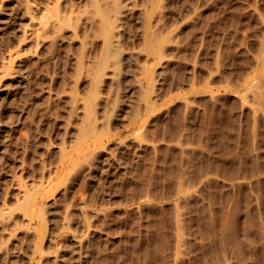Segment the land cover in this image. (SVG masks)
<instances>
[{
    "label": "rangeland",
    "instance_id": "1",
    "mask_svg": "<svg viewBox=\"0 0 264 264\" xmlns=\"http://www.w3.org/2000/svg\"><path fill=\"white\" fill-rule=\"evenodd\" d=\"M158 19L161 33L174 35L165 65L155 66L151 104L134 123L138 129L129 130L127 121L139 102L134 86L140 66L145 58L153 63L138 50L134 20L135 48L110 132L98 142L102 151L95 176L88 177L87 165L77 157L85 145L74 148L80 118L69 99L73 71L66 39L58 42L47 71L38 59V68L28 71L30 97L25 95L8 162L9 174L27 188L43 184L39 198L49 205L43 223L34 228L42 250L33 264H52L54 250L63 247L61 237L68 239L69 264H264V65L259 62L264 0H161ZM107 82L102 96L110 88ZM61 146L72 157L55 171V150ZM4 180L2 173L0 205L5 202L8 210L0 215V231L5 229L0 264L11 258L30 264L26 256L11 253L24 245L25 230L7 237L14 221L22 223V212L15 207V191L5 198L11 181ZM76 202L83 209L62 231L65 209Z\"/></svg>",
    "mask_w": 264,
    "mask_h": 264
},
{
    "label": "bare ground",
    "instance_id": "2",
    "mask_svg": "<svg viewBox=\"0 0 264 264\" xmlns=\"http://www.w3.org/2000/svg\"><path fill=\"white\" fill-rule=\"evenodd\" d=\"M160 7L161 0H0V175L3 173L4 179L11 181L10 189L6 184L3 185V189L8 187V191H5V198L13 196V191H15L16 195L14 196H17L15 207L22 212V223L14 221L16 226L14 225L13 228L15 230H13V233L6 234L9 239H13L11 237L15 235L17 230H22V227L25 230V238L23 237L25 243L20 248H18V244V249L15 250L16 247H14V250H11V253H14L13 257L26 256L27 259L29 258V263L33 264L34 259L42 250L34 228L39 229L38 222L43 223L44 215L49 212L48 203L45 202L44 198H39L43 184L27 188L16 174L11 175L12 172L9 174L11 164L9 163L11 160H8L11 151L9 145H11L12 135L20 123L23 105L28 100L27 98L25 100V95L27 94L30 97L28 93L25 94L28 71L35 67L37 59L41 63L40 65L39 62L37 64L39 66L43 65L41 69L46 68L47 71L49 69L48 59L52 60L51 55L54 53L58 42L63 38L66 39L68 44L67 53L71 56L70 62L72 61L71 69L73 71L72 80H70L71 93L69 99L72 113L75 112L76 117L80 118L76 134L77 145L74 148H78L82 144L85 145L86 148H83L77 157L78 160L81 158L80 162L82 161L87 165L88 177L93 176L96 170L98 171V162L102 151V146L98 145V142L101 135L110 132L109 125L119 101L118 94L124 81L123 76L127 66H129L128 60L131 52L135 48L131 46L132 35L130 30V23L134 20L137 21L135 24L138 23V40L140 42L138 50L146 57L152 58L153 63L150 64V61L145 58L144 63L140 66L141 77L136 80L134 86V89L139 91V93L137 92L139 102L135 113L127 121L128 123L126 122L130 124L129 130L138 129V125H134V123L140 120L141 112L146 111L151 104L150 95L157 76L155 75V66L160 65L163 67L165 65L166 51L169 49L174 35L171 31L161 33L159 30L158 13ZM62 42L66 44L64 41ZM64 49L66 50V48ZM259 62L264 65V51ZM51 68L53 69V67ZM35 71L33 72L35 73ZM33 72H31L32 75H35ZM51 75L53 74L51 73ZM48 77L47 79H49ZM31 79L33 80V78ZM105 80L109 81L107 83L110 84V88L107 94L102 96L100 90ZM84 82L88 84L86 92L81 94L79 89ZM61 85L63 87V83ZM64 86L66 87V85ZM67 93L69 95V92ZM65 97L67 96L65 95ZM99 104L103 106L101 115H98ZM69 120H71V117H69ZM49 148L51 147L49 146ZM55 151L58 154L56 157V171L64 167L72 156L69 155L64 146L57 147ZM47 152H50V150ZM15 161L13 164H15ZM86 181L88 182V180ZM0 186L2 187V185ZM4 200L6 201V199ZM2 204V206L0 205V215L4 212L2 214L4 216L5 212L7 214L8 208L5 207V202ZM82 209L83 205L77 202L65 209V215L63 214L64 217L61 223L62 231L70 228L72 222H76L73 217L75 218L77 211ZM12 211H15V209ZM35 218L37 223L34 221ZM21 232L23 233V230ZM3 233L5 235V231ZM17 233L20 232L17 231ZM2 238L6 240L5 237L2 236ZM23 238L20 240H23ZM4 241H2L3 244L6 243ZM82 241L77 242L76 245L79 252L84 248ZM59 243L63 247L59 246L54 250L53 258H51L52 264H69V254L67 252L70 247L68 239L61 237ZM28 250L31 251L30 257L26 254ZM8 252L10 253V251ZM11 259L6 260V264H16L17 261Z\"/></svg>",
    "mask_w": 264,
    "mask_h": 264
}]
</instances>
